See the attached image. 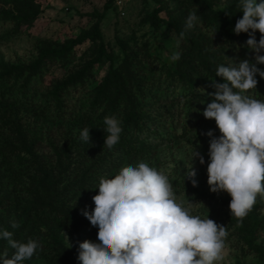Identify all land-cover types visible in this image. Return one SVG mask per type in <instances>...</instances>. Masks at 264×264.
<instances>
[{"label":"rangeland","instance_id":"1","mask_svg":"<svg viewBox=\"0 0 264 264\" xmlns=\"http://www.w3.org/2000/svg\"><path fill=\"white\" fill-rule=\"evenodd\" d=\"M17 1L0 0V229L12 231L20 242L39 243L23 264H80L79 243L98 242L97 228L82 210L94 208L92 196L98 192L100 178H111L122 167L140 162L167 174L177 198L192 202L194 215H208L226 227L229 235L222 264H264V198L257 197L242 226L236 227L229 194L211 192L207 184L210 137L205 133L210 129L215 136L220 133L215 121L202 113L213 99L212 80L219 81L205 71L188 74L187 81L175 74L181 68L179 61L168 59L173 52L190 50L191 55L193 50L185 43L197 38L203 52L223 61L231 58L232 50L215 30L217 24L207 19V7L222 10L231 0H112L99 23L105 49L99 61H94L99 41L85 40L62 57L46 56L36 71L30 68L40 50L59 48L89 32L108 0H27L39 10L29 24L15 22ZM159 7L162 21L156 29L150 16ZM192 11L201 23L185 34L177 48ZM87 64L91 66L82 78L71 81L70 76ZM8 68L12 73L6 75ZM126 70L134 76L128 87L133 86V97L144 115L138 125L141 130L124 123L120 98L112 114L106 102L93 101L106 75ZM256 79V89L248 95L264 101V78L257 74ZM69 80L56 98V84ZM105 116L118 118L123 129L112 149L104 146ZM85 127L90 128V144L80 139ZM194 146L205 161H192L195 186L186 175ZM12 221L19 227L12 229ZM4 250L11 258L14 250L0 240V252Z\"/></svg>","mask_w":264,"mask_h":264},{"label":"clouds","instance_id":"2","mask_svg":"<svg viewBox=\"0 0 264 264\" xmlns=\"http://www.w3.org/2000/svg\"><path fill=\"white\" fill-rule=\"evenodd\" d=\"M243 15L233 28L237 35L247 33V48L255 51L256 63L247 59L217 67L216 76L225 82L212 80L213 97L203 109L205 119L215 121L220 135L208 130L210 137L207 163V184L211 192L229 194L231 217L242 226L254 208L257 197L264 198V101L248 93L256 89L257 74L264 78V2L240 0ZM201 18L189 12L176 47L185 34L198 26ZM259 31L257 41L255 32ZM214 35V33H213ZM181 54L173 52L170 62L179 61ZM107 135L104 146L112 149L120 141L121 121L105 116ZM89 127L80 132V139L90 144ZM204 164V157L194 146L186 175L193 186L196 170L192 161ZM98 192L92 196L94 208L82 210V215L97 228V241L85 239L79 243L80 264H222L225 259L228 231L224 225L207 217L193 214L192 202L179 200L169 176L140 162L124 166L111 178H100ZM12 229L19 224L12 221ZM0 240L13 249L0 252V264H23L33 257L39 243L34 239L20 242L14 233L0 229ZM68 241V239H67ZM68 247L71 244L68 242Z\"/></svg>","mask_w":264,"mask_h":264},{"label":"trees","instance_id":"3","mask_svg":"<svg viewBox=\"0 0 264 264\" xmlns=\"http://www.w3.org/2000/svg\"><path fill=\"white\" fill-rule=\"evenodd\" d=\"M236 1H238L239 4H236ZM111 3L112 0H108L104 5L103 10L96 13V22L89 32H84L74 38L67 40L59 48L46 47L40 50V54L37 60L34 62L32 68L30 69L36 71V69L41 65L43 58H45L46 56L51 55L55 57H62L67 54L74 46L81 44L85 40L99 41L100 44L98 47V53L94 59L95 62L99 61L100 57L105 53L101 32L99 29V23L105 11L111 6ZM160 9V7L155 9L150 16V22L156 29L159 28L160 22L162 21L161 18L157 15ZM207 9L209 15L207 19L210 20L208 22L211 24H217V28L215 30L218 34H222L218 36L225 38L226 44L229 45L228 50H232V55L230 56L231 58L225 59L223 61L224 58H216L215 55H212V52L210 54L203 52V44H199L197 42L198 40L200 41L201 38H197L198 40L196 42L187 40L185 45L188 46V49L192 48L193 52L191 55L189 54L190 50L187 51V54L182 53L179 60L181 68L179 67L175 70V74L180 75V77H183L187 81H190L188 74L201 73L202 71L207 72L206 74H215L218 66L222 64L228 65L229 62L233 64L247 59L250 63H256L255 51L247 48L245 45V42L248 39V34L240 33L239 35H237L233 32L236 21L243 15L242 9H240V0H231L229 5L225 6V8H223L222 10H214L210 7H207ZM38 13L39 10L35 4L30 3L27 0H19L17 1L16 13L13 15V17L15 19V22L18 24H29L35 20ZM213 20L216 21L211 22ZM260 35L261 34L257 30L255 32V38L257 41L259 40ZM215 36L218 37L217 35ZM226 44L223 43L222 46H225ZM260 54H264V51H262ZM195 59H197L198 62H192V60ZM89 66L91 65L87 64L78 72V74L70 76V80H80ZM257 67L261 70H264V64H257ZM11 73L12 69L8 68L4 74L9 75ZM18 74H23V71L20 70ZM129 74L132 73L126 70V73L123 72V74H117L113 72L110 75H106L103 78L102 82L97 86L96 95L94 96L93 101L97 104L106 102V106L109 105V110L106 106V108H104L107 109L110 114H112L113 112L115 113V101L116 99L120 98L122 100L120 101V103L122 102L123 106L119 110L122 111L124 123L133 128H136L137 130H141L142 126L139 128L138 125H142V118L144 117V115L141 112L142 110H140L139 108L140 106H138L135 98L133 97V92L130 89V87L133 86L131 85L128 87V84L132 83V79H134V76ZM215 77L219 82H225L221 77L216 75ZM70 80L69 82L56 84L54 92V96L56 98L61 96L62 93L66 90L67 84L71 82ZM138 83H142V81H139ZM137 87L139 88V86ZM111 93L113 94L112 96L110 95ZM74 263H76V261Z\"/></svg>","mask_w":264,"mask_h":264},{"label":"built area","instance_id":"4","mask_svg":"<svg viewBox=\"0 0 264 264\" xmlns=\"http://www.w3.org/2000/svg\"><path fill=\"white\" fill-rule=\"evenodd\" d=\"M119 2H128L130 0H118Z\"/></svg>","mask_w":264,"mask_h":264}]
</instances>
